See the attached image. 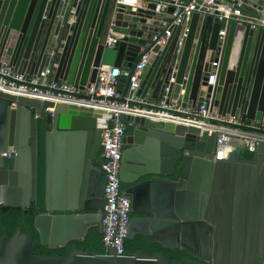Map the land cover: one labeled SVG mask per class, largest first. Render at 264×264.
Listing matches in <instances>:
<instances>
[{"label":"water","instance_id":"95a60500","mask_svg":"<svg viewBox=\"0 0 264 264\" xmlns=\"http://www.w3.org/2000/svg\"><path fill=\"white\" fill-rule=\"evenodd\" d=\"M156 1L145 0V6L126 11L116 0H0V67L40 75L54 66L55 81L80 89L95 83L101 67L118 68V90L125 102L130 71L140 54L151 50L133 106L157 109L172 77V98L184 108L198 109L206 102L213 115L239 122L212 123L247 131L253 122L264 124V28L251 26L264 16V0H236L234 9L242 18L227 21L224 36L218 18L194 13L177 64L175 37L165 46L151 42L164 17L156 12ZM112 37L116 43L110 46ZM213 63L218 66L211 85ZM112 118L111 112L91 107L0 92L4 207L26 210L37 205L39 122L45 127L44 212L34 220L38 242L35 233L0 236V264H199L171 262L163 252L146 249L117 254L116 244L104 242L103 255L73 245L92 228L103 233L106 176L97 158L101 133L113 127ZM119 119L134 125L123 140L120 171L123 187L131 186L125 190L132 215L126 240L142 235L163 250L187 252L206 264L211 261L206 254L215 222L210 217L213 205L242 195L249 203L250 235L253 227L260 246L253 264H264V142L257 144L251 160L241 155L243 149L232 147L228 160L215 162L221 138L217 131L210 134L195 125L139 114ZM6 153L12 158H5ZM38 244L50 250L68 247V253L37 255ZM198 244L203 257L195 250ZM214 264L242 263L233 255L214 258Z\"/></svg>","mask_w":264,"mask_h":264},{"label":"built area","instance_id":"2783aa9c","mask_svg":"<svg viewBox=\"0 0 264 264\" xmlns=\"http://www.w3.org/2000/svg\"><path fill=\"white\" fill-rule=\"evenodd\" d=\"M145 0H116L117 6H122L126 11H135L140 3ZM152 1V0H148ZM236 0H157L156 12L163 13L160 21L162 28L151 39L154 45L165 46L169 40L175 37V58L178 63L186 39L189 34L190 17L198 12L202 16H212L219 22L226 24L229 20H240L242 17L234 9ZM173 9L170 13L169 10ZM252 28H264V16L251 23ZM178 36L176 37V35ZM225 35V30L220 31ZM110 46L116 43L112 37L108 41ZM151 50L143 51L138 61L130 71V86L126 95V101L121 102L122 93L118 90L121 69L101 67L95 83L89 84L84 89L74 87L66 82L55 81L54 66H47L40 75H27L15 72L12 68L0 67V92H8L23 96L35 97L41 100L65 102L81 106L91 107L100 111L111 112L113 115V127L104 129L101 133V156L104 160L102 170L106 176L104 196L106 206L103 212V238L102 242L116 244L117 254L125 250V242L131 216V203L126 198L124 187L121 183L120 171L124 153L123 140L128 130L134 129L132 123H126L119 119L122 114L146 113L147 117L159 118L178 123L195 125L205 128L212 134L217 131L221 134L218 140L214 161L228 160V152L232 147L243 148L250 153L256 152L257 144L264 142V124L253 122L251 130H237L225 125H217L211 121L222 123H237L233 118L221 115H213L206 102L198 109L184 108L181 102L172 98L171 84L174 79L170 78V84L165 88L163 100L157 103L155 110H140L130 102L135 101V93L140 87L141 81L149 68ZM218 63H213L210 74L213 85ZM46 112H53L48 109ZM239 123V122H238ZM7 159L12 158L11 153L3 154ZM6 197L4 186L0 185V207L3 206Z\"/></svg>","mask_w":264,"mask_h":264},{"label":"trees","instance_id":"16d2710c","mask_svg":"<svg viewBox=\"0 0 264 264\" xmlns=\"http://www.w3.org/2000/svg\"><path fill=\"white\" fill-rule=\"evenodd\" d=\"M130 130L127 131L129 133ZM39 135V182H38V203L32 204L30 208L24 210L22 208L0 207V236L13 238L18 231L22 234H32L34 231L35 217L44 212V200H45V127L43 122H39L38 126ZM246 159L251 160L252 154L247 153ZM35 240L38 242L37 233L34 234ZM103 235L99 232L98 228H92L89 230L87 237L82 242L74 243L80 250L91 251L98 255L106 253L102 243ZM149 250L151 252L161 251L165 254L171 262L179 263L182 260H192L190 256L183 251L175 250H163L158 244L150 240L149 238L138 235L133 241L125 242V253L127 255H133L140 250ZM68 253V247L59 248L57 250H50L47 247L40 246L38 244L36 248L37 255L47 256H66Z\"/></svg>","mask_w":264,"mask_h":264},{"label":"flooded vegetation","instance_id":"af4514ba","mask_svg":"<svg viewBox=\"0 0 264 264\" xmlns=\"http://www.w3.org/2000/svg\"><path fill=\"white\" fill-rule=\"evenodd\" d=\"M97 161H101L102 164L104 163L101 151L98 154ZM130 188L131 186L124 187V190ZM127 197L130 198L129 195ZM247 202L242 195L233 199L226 196L219 207L214 208L213 205L210 217L215 222L212 224L210 230L209 250L206 254L207 258L211 259V261L206 264H214V258L217 260L231 259L233 255L242 264H253L258 261L260 246L254 240V228L252 227L253 233L251 235L249 232V203ZM131 218L132 215L130 216V220ZM195 248L200 256L203 257V246L198 244ZM187 254L192 259L189 261L202 264L193 255Z\"/></svg>","mask_w":264,"mask_h":264},{"label":"crops","instance_id":"0c3cea01","mask_svg":"<svg viewBox=\"0 0 264 264\" xmlns=\"http://www.w3.org/2000/svg\"><path fill=\"white\" fill-rule=\"evenodd\" d=\"M144 3V2H143ZM256 21V20H255ZM254 21V22H255ZM223 26H222V30H225V28H226V24H222ZM178 36V34L176 35V37ZM148 118H150V119H152V120H155V121H161V122H173V121H169V120H164V119H159V118H153V117H148ZM241 149H243V148H241ZM244 151H245V154H241V155H243L244 156V158H245V156H247V153H248V151H246L245 149H243ZM250 153V152H249ZM251 154H253V153H251ZM246 159V158H245ZM246 160H249V159H246ZM191 213H192V211H191ZM190 213V214H191ZM194 213L195 212H193L192 213V215L194 216ZM189 218V217H188Z\"/></svg>","mask_w":264,"mask_h":264},{"label":"bare ground","instance_id":"6f19581e","mask_svg":"<svg viewBox=\"0 0 264 264\" xmlns=\"http://www.w3.org/2000/svg\"><path fill=\"white\" fill-rule=\"evenodd\" d=\"M141 6H145V4L143 2L140 3ZM139 115H147L146 113H137Z\"/></svg>","mask_w":264,"mask_h":264}]
</instances>
